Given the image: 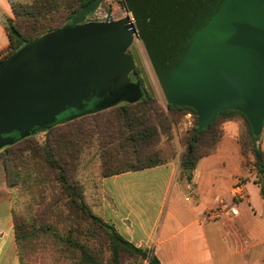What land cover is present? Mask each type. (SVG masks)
Instances as JSON below:
<instances>
[{
	"label": "water",
	"instance_id": "water-1",
	"mask_svg": "<svg viewBox=\"0 0 264 264\" xmlns=\"http://www.w3.org/2000/svg\"><path fill=\"white\" fill-rule=\"evenodd\" d=\"M104 2L91 1L0 62V149L101 103L138 100L129 52L137 39L166 102L195 109L199 130L231 109L262 133L264 0H123L134 22L113 18L112 7L87 21Z\"/></svg>",
	"mask_w": 264,
	"mask_h": 264
},
{
	"label": "trees",
	"instance_id": "trees-1",
	"mask_svg": "<svg viewBox=\"0 0 264 264\" xmlns=\"http://www.w3.org/2000/svg\"><path fill=\"white\" fill-rule=\"evenodd\" d=\"M91 1H14L13 17L4 20L10 37L5 59L31 39L62 26ZM131 80L139 81L143 89L138 100L101 103L0 149V163L12 190L14 230L20 251L40 233H49L70 254L68 264H129L146 259L149 264H162L154 253L126 240L114 225L90 208L76 173L83 155L92 150L101 159L102 178L168 162L170 158L162 155L160 142L162 138L170 142L175 139V126L188 112L195 115L196 124L180 139L183 151L179 159L184 172L194 169L201 158L215 150L223 134L224 119L237 113L247 122L243 150H251L255 156L264 193V151L258 145L262 133L254 134L245 115L223 110L199 130L195 109L160 104L147 88L140 65H136ZM105 100L106 97L100 101ZM26 191L31 196L26 205L27 218L21 217L17 208L19 197Z\"/></svg>",
	"mask_w": 264,
	"mask_h": 264
},
{
	"label": "crops",
	"instance_id": "crops-1",
	"mask_svg": "<svg viewBox=\"0 0 264 264\" xmlns=\"http://www.w3.org/2000/svg\"><path fill=\"white\" fill-rule=\"evenodd\" d=\"M14 1L24 0H0V54L10 44L4 20L13 17ZM222 127L215 150L190 174L180 159L170 158L103 177L100 215L162 264H264V193L255 156L243 150L247 122L235 113ZM258 145L264 151V126ZM232 209L238 213L232 215ZM214 210L220 211L217 216L207 217ZM13 211L12 190L0 163V264H23Z\"/></svg>",
	"mask_w": 264,
	"mask_h": 264
},
{
	"label": "rangeland",
	"instance_id": "rangeland-1",
	"mask_svg": "<svg viewBox=\"0 0 264 264\" xmlns=\"http://www.w3.org/2000/svg\"><path fill=\"white\" fill-rule=\"evenodd\" d=\"M109 7H112L113 18H120L126 15L129 16L130 14L134 21L133 13L125 8L123 0H105L99 9L89 15L86 20H103L106 17ZM131 51H133L137 57L136 65L138 64L141 66L143 73L147 78V88L155 94L160 104L163 107H166V99L162 93L142 41L137 39L129 52ZM184 116L175 126V139L170 142L165 138H162L160 142L159 147L162 149V155L166 158L179 159L181 156L183 146H180L178 140L192 130H184L182 128L184 123L183 120H185ZM242 139L245 140L246 137L243 136ZM99 158L100 157L97 156L93 150L84 154L83 163L81 164L78 173H76L78 175L77 178L83 183L86 202L96 213L99 212L100 184L102 180L101 159ZM119 164L120 162L116 165L120 166ZM19 201L20 205L17 206L18 214L21 217L27 218L28 209L26 208V205L30 203L31 196L26 191L24 196L19 197ZM20 255L23 264H68L70 261V254L67 250L60 246L55 238L49 233H40L37 237L26 242L25 247L21 248Z\"/></svg>",
	"mask_w": 264,
	"mask_h": 264
},
{
	"label": "built area",
	"instance_id": "built-area-1",
	"mask_svg": "<svg viewBox=\"0 0 264 264\" xmlns=\"http://www.w3.org/2000/svg\"><path fill=\"white\" fill-rule=\"evenodd\" d=\"M127 13H128V12H127ZM126 16H128V15H126ZM128 17H129V18L131 17L130 14H129ZM131 18H132V17H131ZM131 21L134 22V21H133V18H132ZM5 57H6V54H5V53L0 54V61H1V60H4ZM184 118H185V120H183L184 123H183V127H182V128H183L184 130H191V129H193L194 126H195V124H196V117H195V115H194L192 112H188V113L185 114ZM219 212H220V211H218V210L211 211L210 213H208L207 217H212V218H214V217L217 216V213H219ZM224 212H227V211L224 210ZM237 213H238V210H237V209H232V210H231V214H232V215H236Z\"/></svg>",
	"mask_w": 264,
	"mask_h": 264
},
{
	"label": "flooded vegetation",
	"instance_id": "flooded-vegetation-1",
	"mask_svg": "<svg viewBox=\"0 0 264 264\" xmlns=\"http://www.w3.org/2000/svg\"><path fill=\"white\" fill-rule=\"evenodd\" d=\"M130 53L134 56V58L136 57V55L134 54L133 51H131ZM135 60H136V58H135Z\"/></svg>",
	"mask_w": 264,
	"mask_h": 264
},
{
	"label": "bare ground",
	"instance_id": "bare-ground-1",
	"mask_svg": "<svg viewBox=\"0 0 264 264\" xmlns=\"http://www.w3.org/2000/svg\"><path fill=\"white\" fill-rule=\"evenodd\" d=\"M122 14H124V13H122ZM126 14V13H125ZM130 19L132 20V18L130 17Z\"/></svg>",
	"mask_w": 264,
	"mask_h": 264
}]
</instances>
